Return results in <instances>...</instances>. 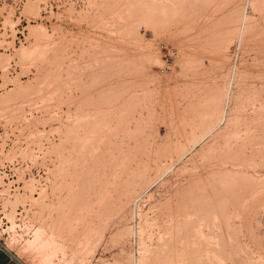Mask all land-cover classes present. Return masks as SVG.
Listing matches in <instances>:
<instances>
[{
  "label": "rangeland",
  "instance_id": "374dc122",
  "mask_svg": "<svg viewBox=\"0 0 264 264\" xmlns=\"http://www.w3.org/2000/svg\"><path fill=\"white\" fill-rule=\"evenodd\" d=\"M0 242L264 264V0H0Z\"/></svg>",
  "mask_w": 264,
  "mask_h": 264
},
{
  "label": "water",
  "instance_id": "95a60500",
  "mask_svg": "<svg viewBox=\"0 0 264 264\" xmlns=\"http://www.w3.org/2000/svg\"><path fill=\"white\" fill-rule=\"evenodd\" d=\"M0 264H24L0 242Z\"/></svg>",
  "mask_w": 264,
  "mask_h": 264
},
{
  "label": "bare ground",
  "instance_id": "6f19581e",
  "mask_svg": "<svg viewBox=\"0 0 264 264\" xmlns=\"http://www.w3.org/2000/svg\"><path fill=\"white\" fill-rule=\"evenodd\" d=\"M38 30H39V29L32 28V31H36L37 33H38Z\"/></svg>",
  "mask_w": 264,
  "mask_h": 264
}]
</instances>
